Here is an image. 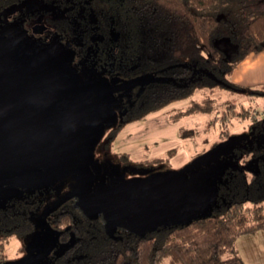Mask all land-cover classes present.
Here are the masks:
<instances>
[{
  "label": "rangeland",
  "instance_id": "rangeland-1",
  "mask_svg": "<svg viewBox=\"0 0 264 264\" xmlns=\"http://www.w3.org/2000/svg\"><path fill=\"white\" fill-rule=\"evenodd\" d=\"M60 12L43 0H25L0 12V74L12 78L38 117L49 119L41 124L43 144L33 138L5 80L0 81V209L30 196L43 202L35 230L15 239L0 264H26L38 255L43 256L30 264H53L65 246L58 243L49 210L87 186L86 199L78 196L75 203L90 217L104 219L112 237L153 236L161 243L173 227L217 215L219 207L231 203L226 189L234 171L245 165L251 175L264 160V96L253 89L241 90L235 100L252 110L250 119L211 126L207 116H195L174 123L170 112L185 104L176 102L128 125L107 147L122 100L154 76L125 84L76 61L59 38L43 36L44 23ZM184 124L186 138L179 131ZM174 148L169 166L125 165L118 158L120 153L135 161L163 157ZM109 197L114 199L103 202ZM117 199L128 204L122 217L112 219L122 206ZM256 205L244 200L243 213ZM235 247L245 264H264V231L239 237Z\"/></svg>",
  "mask_w": 264,
  "mask_h": 264
},
{
  "label": "trees",
  "instance_id": "trees-1",
  "mask_svg": "<svg viewBox=\"0 0 264 264\" xmlns=\"http://www.w3.org/2000/svg\"><path fill=\"white\" fill-rule=\"evenodd\" d=\"M24 1L0 0V12ZM43 1L62 10L60 17L44 23L43 36L59 38L73 49L76 61L125 84L154 76L122 100L121 117L108 134L109 148L128 125L176 102L185 104L170 112L174 123L207 116L211 126H224L234 118L250 119L252 110L235 102L241 90L264 96V91L232 80L249 55L264 51V0ZM186 129L185 124L179 127L184 138ZM176 150L139 161L130 153L118 158L125 165L169 166ZM243 166L228 181L231 203L212 218L173 227L161 243L153 236L118 240L104 219L92 218L76 205L77 195L69 198L49 210L58 243L65 246L53 264H245L235 244L241 236L264 231V160L251 175ZM246 199L257 204L248 215L242 211ZM42 204L30 196L0 209V263L15 239L35 230Z\"/></svg>",
  "mask_w": 264,
  "mask_h": 264
},
{
  "label": "water",
  "instance_id": "water-1",
  "mask_svg": "<svg viewBox=\"0 0 264 264\" xmlns=\"http://www.w3.org/2000/svg\"><path fill=\"white\" fill-rule=\"evenodd\" d=\"M1 80H5L6 84H7V90L10 92V94L15 98L16 102H17V106L19 107V110L22 111L27 123L30 125L31 127V134L34 137L36 136H40V137H45L43 132L41 131V124L44 122H47L49 119L48 118H40L36 115L34 109L28 105V103L26 102L25 99H23L21 97V93L20 90L17 89V87H15L13 85V81L12 78L8 75V74H0V81ZM29 120V121H28ZM45 140V139H44ZM47 140H45L44 142H46ZM89 190V186L85 187L84 189H81L73 194H71L70 196L58 201L56 204H54L50 209H52L53 207L67 201L69 198L77 195L79 197H83L84 199H86V195L87 192ZM114 198H107L104 199L103 202L112 200ZM120 200L122 202V206L119 210L115 211L112 215L111 218L112 219H117L123 216L124 212H125V206L128 204V202L122 200V199H117ZM43 255H38V256H34L33 258H30L26 264H30V262L32 261V259L34 258H41Z\"/></svg>",
  "mask_w": 264,
  "mask_h": 264
},
{
  "label": "crops",
  "instance_id": "crops-1",
  "mask_svg": "<svg viewBox=\"0 0 264 264\" xmlns=\"http://www.w3.org/2000/svg\"><path fill=\"white\" fill-rule=\"evenodd\" d=\"M232 80L246 87L264 90V51L249 55L235 70Z\"/></svg>",
  "mask_w": 264,
  "mask_h": 264
},
{
  "label": "flooded vegetation",
  "instance_id": "flooded-vegetation-1",
  "mask_svg": "<svg viewBox=\"0 0 264 264\" xmlns=\"http://www.w3.org/2000/svg\"><path fill=\"white\" fill-rule=\"evenodd\" d=\"M43 27V26H42ZM45 28V27H44ZM29 121V120H28ZM36 141H38V142H40V143H43V144H45L46 142H44L45 140H44V138L43 137H40V136H34L33 137Z\"/></svg>",
  "mask_w": 264,
  "mask_h": 264
}]
</instances>
